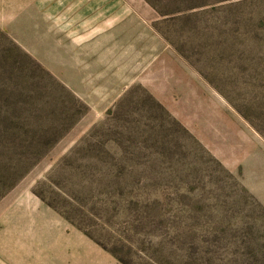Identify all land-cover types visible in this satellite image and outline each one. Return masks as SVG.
<instances>
[{
  "label": "rangeland",
  "instance_id": "374dc122",
  "mask_svg": "<svg viewBox=\"0 0 264 264\" xmlns=\"http://www.w3.org/2000/svg\"><path fill=\"white\" fill-rule=\"evenodd\" d=\"M32 1L0 0V264H264V0Z\"/></svg>",
  "mask_w": 264,
  "mask_h": 264
},
{
  "label": "crops",
  "instance_id": "0c3cea01",
  "mask_svg": "<svg viewBox=\"0 0 264 264\" xmlns=\"http://www.w3.org/2000/svg\"><path fill=\"white\" fill-rule=\"evenodd\" d=\"M50 1L51 0H40L39 2H40V6H39V8L41 7V8H44L43 6H45V5H47V4H50ZM75 1V2H74ZM39 2H38V4H39ZM63 2H65L66 4H69L70 2H71V0H63ZM82 2H84V0L82 1V0H73L72 1V3L70 4V5H72V6H77L78 4H81ZM32 4H34L33 3V1L32 0H30V5L28 6V7H30ZM38 4H35V5H38ZM24 12V11H23ZM23 12H21V13H23ZM20 13V14H21Z\"/></svg>",
  "mask_w": 264,
  "mask_h": 264
}]
</instances>
